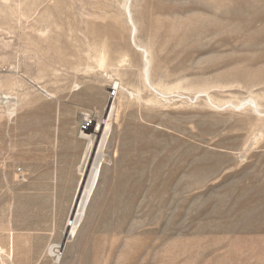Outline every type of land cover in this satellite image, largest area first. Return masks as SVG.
Returning a JSON list of instances; mask_svg holds the SVG:
<instances>
[{"label":"rangeland","instance_id":"rangeland-1","mask_svg":"<svg viewBox=\"0 0 264 264\" xmlns=\"http://www.w3.org/2000/svg\"><path fill=\"white\" fill-rule=\"evenodd\" d=\"M0 264H264V0H0Z\"/></svg>","mask_w":264,"mask_h":264},{"label":"bare ground","instance_id":"bare-ground-1","mask_svg":"<svg viewBox=\"0 0 264 264\" xmlns=\"http://www.w3.org/2000/svg\"><path fill=\"white\" fill-rule=\"evenodd\" d=\"M102 125L103 126L96 125V128H95V130L100 132V140L97 143L98 146L96 145L97 147H96L95 151L93 150V155H94V159H93L94 171H93V174H94V177L92 178L90 187L85 188L82 191V193L79 195L78 200L76 201V205H78V206H77L74 218L71 221L72 223H71L70 233L74 230L77 221L82 216L84 204L90 195L91 189H92L94 182H95V177L97 175V171L99 169V165L101 164V161H102V153H103L102 149H103L104 144H105L109 124L105 122ZM90 128H91V126L87 129H85L84 131H82L81 134L85 137L89 136V134H86V131L89 130ZM91 171H92V169H91Z\"/></svg>","mask_w":264,"mask_h":264},{"label":"built area","instance_id":"built-area-1","mask_svg":"<svg viewBox=\"0 0 264 264\" xmlns=\"http://www.w3.org/2000/svg\"><path fill=\"white\" fill-rule=\"evenodd\" d=\"M92 124V121L89 119L88 115H84L81 120L80 131H84L85 129L89 128Z\"/></svg>","mask_w":264,"mask_h":264},{"label":"water","instance_id":"water-1","mask_svg":"<svg viewBox=\"0 0 264 264\" xmlns=\"http://www.w3.org/2000/svg\"><path fill=\"white\" fill-rule=\"evenodd\" d=\"M108 107H109V105H108ZM108 107H107V109H108ZM98 140V139H97Z\"/></svg>","mask_w":264,"mask_h":264}]
</instances>
